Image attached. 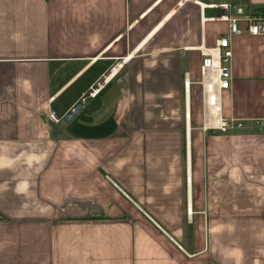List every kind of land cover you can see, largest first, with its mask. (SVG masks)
Returning <instances> with one entry per match:
<instances>
[{
    "label": "crops",
    "instance_id": "obj_1",
    "mask_svg": "<svg viewBox=\"0 0 264 264\" xmlns=\"http://www.w3.org/2000/svg\"><path fill=\"white\" fill-rule=\"evenodd\" d=\"M223 4L264 8L0 0V264H264V35L231 33ZM222 36L224 130L200 85Z\"/></svg>",
    "mask_w": 264,
    "mask_h": 264
},
{
    "label": "built area",
    "instance_id": "obj_2",
    "mask_svg": "<svg viewBox=\"0 0 264 264\" xmlns=\"http://www.w3.org/2000/svg\"><path fill=\"white\" fill-rule=\"evenodd\" d=\"M224 14L218 18H224L230 22V31L233 34L243 31L242 24H245V31L252 35H264V8L246 9L233 4H223ZM236 10L237 16L231 17L230 10ZM203 62L201 65L200 85L202 87V103L205 113L211 111L213 115L207 116V125L218 127L222 130L228 126V120L222 117L221 94L229 89L232 74L229 70V62L233 56V49L227 36H222L213 47L201 45ZM131 59V55L124 56L116 60L112 66L105 71L91 86L83 93L79 100L80 105H84L91 98H95L101 90L116 77L119 72ZM186 92L190 91V82L185 80ZM78 105V104H76ZM75 105V106H76ZM73 107V111L74 108ZM50 118L55 122H60V118L55 113H50Z\"/></svg>",
    "mask_w": 264,
    "mask_h": 264
},
{
    "label": "water",
    "instance_id": "obj_3",
    "mask_svg": "<svg viewBox=\"0 0 264 264\" xmlns=\"http://www.w3.org/2000/svg\"><path fill=\"white\" fill-rule=\"evenodd\" d=\"M82 108V105L78 104L75 106L74 111L66 116V120L70 121Z\"/></svg>",
    "mask_w": 264,
    "mask_h": 264
}]
</instances>
